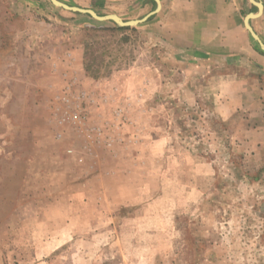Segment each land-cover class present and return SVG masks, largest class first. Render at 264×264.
I'll use <instances>...</instances> for the list:
<instances>
[{"label": "rangeland", "instance_id": "rangeland-1", "mask_svg": "<svg viewBox=\"0 0 264 264\" xmlns=\"http://www.w3.org/2000/svg\"><path fill=\"white\" fill-rule=\"evenodd\" d=\"M46 1L0 0V264H264L259 43L177 38L169 7L120 27ZM190 1L201 20L223 0ZM36 15L47 40L12 51Z\"/></svg>", "mask_w": 264, "mask_h": 264}, {"label": "crops", "instance_id": "crops-1", "mask_svg": "<svg viewBox=\"0 0 264 264\" xmlns=\"http://www.w3.org/2000/svg\"><path fill=\"white\" fill-rule=\"evenodd\" d=\"M7 1L13 3L15 6L19 8H24V7L28 8L30 6H33L34 4L35 6H39V7L47 5L46 0H7ZM62 1L67 2L71 5H77V6L85 7V8H92L100 15L116 13L121 18H123V15H121L122 12L120 11V9L124 7L123 3L125 2V0H62ZM146 1L148 2V0ZM149 1L151 2L153 0H149ZM248 1H249L250 6L251 4L253 6H256L255 4L251 2V0H248ZM161 3H162V8L157 14H161V12L164 11V8L169 7L171 10L168 12V15L169 16L174 15L175 20H179L178 23L175 22L174 32H180V33H183L184 35H177L176 36L177 38L208 39L212 37V38H220V39L226 38V40H231V38H233V40L235 41L239 40L240 45H241L243 44L242 38L243 37L246 38L250 34L244 25V18H243L242 25L238 24V20L236 22V20L234 19V17L237 18L238 13L237 11L234 10L235 6H230L232 5L230 4V2L227 3V2H224L223 0L219 5V12L217 15L209 16L208 18L201 19V20L197 18H190V14H188L189 12L187 13L185 10L186 8L193 6V4L194 6L198 7V4L196 2L193 3V1L188 2V0H186L184 5H180V6L177 5V1L175 0L174 1L170 0L166 2L164 0H161ZM142 5L143 7L148 6L147 4H142ZM182 11L183 13H181ZM249 11H255V10L250 9ZM41 12L42 11L40 10V14ZM78 14L82 15L83 13H78ZM157 14H155L154 16L156 17ZM154 16H152L151 18L154 19L155 18ZM83 18L85 19V17ZM253 19L251 20V23L254 29L256 30V32L259 34L258 30L256 29V26L253 23ZM209 20L211 21V23H213L212 24L214 25L213 27H209ZM103 22H107V21H103ZM24 23H26V27L24 29L21 30L20 28V30H18L17 33L15 32V29H14V31L12 32V35L10 34L11 40L14 41V46H12V51H17V49H15L16 42L18 44H21V42L24 40L23 43L25 44L22 45L20 48L23 49L24 51L26 50L28 51L30 49H26V48H30L29 43L31 42L40 43L41 40L43 39L47 40L46 36L48 33V28H47L48 25L45 20V17L39 16V15H36L34 17L28 16L26 17V22L24 21ZM10 25H13V24L10 23ZM215 25L217 26V28H215ZM177 29H179V31ZM45 31L46 33H44ZM0 32L3 33L1 29H0ZM27 34L28 35L31 34V39L26 37ZM196 34L198 35L196 36ZM24 37H26V40L23 39ZM235 44L239 45L238 42H235ZM25 46L27 47L25 48ZM241 50L245 51V49H241ZM248 51H251V49H248Z\"/></svg>", "mask_w": 264, "mask_h": 264}, {"label": "water", "instance_id": "water-1", "mask_svg": "<svg viewBox=\"0 0 264 264\" xmlns=\"http://www.w3.org/2000/svg\"><path fill=\"white\" fill-rule=\"evenodd\" d=\"M53 5L60 7L62 9L74 12V13H83V14H88L91 17L98 19V20H109L113 21L116 25L120 27H125V26H136L138 24L144 23L148 21L152 16L157 14L161 8H162V3L161 0H153L155 3L154 9L148 12L147 14L143 15L140 18L136 19H123L121 18L118 14L116 13H109L105 15H100L98 14L94 9L92 8H85V7H80L77 5H71L67 2H64L62 0H50ZM253 3L257 7V11H249L245 17H244V25L246 29L249 31L251 36L259 43L260 47L262 50H264V41L261 39L260 35L256 32L254 29L251 20L253 18L259 17L263 13L264 9V2L263 0H252Z\"/></svg>", "mask_w": 264, "mask_h": 264}, {"label": "bare ground", "instance_id": "bare-ground-1", "mask_svg": "<svg viewBox=\"0 0 264 264\" xmlns=\"http://www.w3.org/2000/svg\"><path fill=\"white\" fill-rule=\"evenodd\" d=\"M251 2L253 3V1L251 0ZM254 4V3H253Z\"/></svg>", "mask_w": 264, "mask_h": 264}]
</instances>
